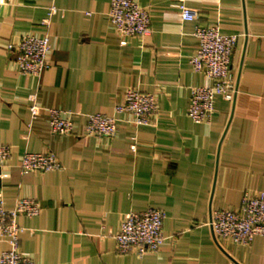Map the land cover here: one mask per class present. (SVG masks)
I'll list each match as a JSON object with an SVG mask.
<instances>
[{
    "label": "crops",
    "instance_id": "1",
    "mask_svg": "<svg viewBox=\"0 0 264 264\" xmlns=\"http://www.w3.org/2000/svg\"><path fill=\"white\" fill-rule=\"evenodd\" d=\"M138 1L150 10L151 32L121 44L111 0H0V144L13 149L0 166V194L7 206L19 196L42 205L18 217L21 248L36 264H264V236L239 246L217 241L210 225L213 208L264 195V0H187L200 11L192 21L174 0ZM197 24L239 35L238 91L233 101L216 97L209 124L187 114L192 86L207 82L190 62ZM46 31L52 64L40 77L20 72L8 43ZM129 86L157 95L154 124L115 110ZM36 100L42 108L32 118ZM49 108L70 111L76 133L52 132ZM91 112L117 116V133L86 134ZM26 150L52 151L62 168L23 174ZM150 206L166 212L164 243L142 255L118 252L123 215ZM6 247L0 236V252Z\"/></svg>",
    "mask_w": 264,
    "mask_h": 264
},
{
    "label": "built area",
    "instance_id": "2",
    "mask_svg": "<svg viewBox=\"0 0 264 264\" xmlns=\"http://www.w3.org/2000/svg\"><path fill=\"white\" fill-rule=\"evenodd\" d=\"M183 20H198V8L188 5L187 0H174ZM58 7H50L49 16L42 20L45 27L51 25V16ZM109 19L121 44L132 37H145L151 32V14L147 6L138 0H111ZM195 35L199 48L190 56L195 72H203L207 82L191 88V101L187 114L197 123L209 124L215 113V99L222 96L233 101L238 91V74L233 64V54L238 43V34H224L217 24L196 25ZM8 49L14 52V61L20 72L40 77L52 64L54 43L49 31L42 34L24 33L17 42H9ZM36 99L37 96L35 95ZM41 105L36 100L31 104L32 118L38 116ZM159 109L157 95L129 86L115 106L118 113L129 116L135 125H150L156 121ZM50 127L59 135L76 133L72 113L61 108H49ZM120 119L103 112L88 114L85 133L97 136H114ZM136 150V145L132 146ZM13 157L8 144H0V166L5 168ZM21 172L49 171L62 168L59 156L52 152L26 150L19 155ZM42 205L36 198L19 196L13 206H7L0 194V236L5 237L7 247L0 252V264H36L34 258L21 248V235L25 230L18 222L22 214L38 215ZM165 210L150 206L144 210L126 212L115 235L120 253L157 252L164 243ZM210 225L217 241L227 240L239 246L250 245L258 235L264 236V195L246 193L237 207H215L211 212Z\"/></svg>",
    "mask_w": 264,
    "mask_h": 264
}]
</instances>
